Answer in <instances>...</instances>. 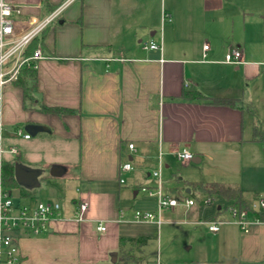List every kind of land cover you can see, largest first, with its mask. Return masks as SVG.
Masks as SVG:
<instances>
[{"label": "crops", "instance_id": "0c3cea01", "mask_svg": "<svg viewBox=\"0 0 264 264\" xmlns=\"http://www.w3.org/2000/svg\"><path fill=\"white\" fill-rule=\"evenodd\" d=\"M7 1L23 10L16 17L19 38L30 18H44L68 0ZM34 42L47 58L37 64L29 108L18 83L3 90L4 144L17 154L6 152L0 161L16 157L33 169L67 167L65 177L75 189L64 198L65 218L48 233H15L20 264H264V223L248 233L235 224L209 230L207 221L228 218L222 205L204 220L192 212L200 204L190 211L164 209L162 223H152L158 240L131 228L143 224L133 221L134 202L143 187L158 184L153 172L160 162L164 192L179 199L205 196L192 183L239 187L247 204L263 198L264 0H72ZM149 42L162 49L144 48ZM234 49L244 63H225ZM185 91L234 103L185 101ZM42 105L62 112H42ZM18 128L30 137L17 136ZM186 147L199 161L194 167L177 158ZM126 161L137 167L129 172L136 181L132 187L120 183ZM179 163L193 174L191 181L181 176ZM148 197L155 208L141 211H157V198ZM16 198L41 200L36 191ZM81 202L88 210L78 222L71 216ZM166 213L180 218L179 226L207 227L209 235L194 234L196 227L181 234L182 244L169 240L166 247ZM100 224L105 231L98 230ZM140 237L151 240L121 246V239ZM154 241L156 258L149 255Z\"/></svg>", "mask_w": 264, "mask_h": 264}, {"label": "built area", "instance_id": "2783aa9c", "mask_svg": "<svg viewBox=\"0 0 264 264\" xmlns=\"http://www.w3.org/2000/svg\"><path fill=\"white\" fill-rule=\"evenodd\" d=\"M72 0L66 1L61 7L51 14L41 19L30 18L28 20L30 28L21 37L15 38L16 17L23 15L22 7L7 0H0V160L4 153L17 154L14 147L4 149L5 125L2 121V96L4 88L18 80L19 74L24 68L36 69L40 60L46 59L40 49H36L32 54L26 55L25 52L29 45L54 21L65 7ZM146 49L160 50L161 45L155 42L144 44ZM205 50L209 46L204 47ZM225 63L239 65L244 63L242 54L239 50L229 51L225 57ZM15 134L19 137L28 139L30 135L24 134L21 128L16 129ZM129 149L135 150L134 144H129ZM177 158L182 163L192 162L195 154L189 149L184 148L177 153ZM161 161V153H160ZM0 161V166H1ZM163 164L160 162L159 170L153 173L158 184L153 188L143 187L142 192L150 197H156L158 201V210L152 211H134L133 221L137 223H162V211L184 207L190 209L198 204L208 206L212 204L216 197L205 195L201 200L196 198H184L168 195L163 189L162 179ZM133 169L130 161H126L120 166V183H125L124 175ZM228 218H218L207 221L206 224L211 232H218L224 224H235L243 232L248 233L254 225L264 223V198H257L252 203L239 206L234 203L228 204L223 208ZM88 210V204L81 202L71 219L81 222L85 219V213ZM64 206L57 200H35L21 201L14 194L8 191L2 183L0 173V264H20V249L17 243L15 233L26 231L30 235H42L50 231L51 225L56 220L65 218ZM124 213L121 214L123 219ZM101 224L98 230L105 231Z\"/></svg>", "mask_w": 264, "mask_h": 264}, {"label": "rangeland", "instance_id": "374dc122", "mask_svg": "<svg viewBox=\"0 0 264 264\" xmlns=\"http://www.w3.org/2000/svg\"><path fill=\"white\" fill-rule=\"evenodd\" d=\"M31 85V83L29 84ZM33 92V91H32ZM35 96V95H34ZM33 96V97H34ZM4 149H6L5 144H4ZM41 152V154L43 153V151H39ZM6 154H3L4 158H6L7 156H5ZM3 158V159H4ZM14 160H18L16 157L12 158ZM178 167V171H180L181 176H183V178L185 180L191 181L189 179H193V174L191 172H189L188 170L182 169L181 168V164L179 163L177 165ZM196 166V164L193 162L192 167ZM137 167L135 165H133V173L135 172V170ZM159 170V166H157L156 171ZM163 173H162V177L164 172L166 171L165 168H163ZM154 173V172H153ZM65 174H62L58 177H54L50 174V170L49 168H43L41 169V174L38 177L37 181H38V187L36 188V194L38 195V197L43 200H57L59 202H61L62 204H65L66 201H64V198L66 196H68L69 194H71L73 192V190L75 189V184L73 182H69L68 178L65 177ZM125 181H127V185L129 187L134 186L135 184V179H134V175L132 173H126L125 176ZM142 178H145V174H142ZM143 183V181H142ZM14 196H17V192L15 191ZM263 198H264V193L262 194ZM201 197V196H200ZM134 206H133V211H137V210H142V209H154L155 208V200L149 198L146 194H140L138 201L134 202ZM224 206L226 207L228 205V202L225 201L224 199L217 197L216 200L208 205V206H204L201 204L200 209H194L192 212L194 213V215H196L197 217L201 218V220L207 219L209 217H211L212 215H214L217 210L219 209V206ZM182 207V206H180ZM191 209V208H190ZM190 209L188 211H190ZM180 218H178L175 214L174 215H170L169 213H166L163 215V221H164V227H162V231H164V233L167 234L168 238L165 239V246L167 247L168 244L167 242H169V240L175 241L178 244H182L183 241L179 240V237L181 236V234L186 235L187 232H193V230H195L196 227H199V230L195 233H199L201 235H209V231L207 227L204 226H198L197 223H193V224H184L182 226H179L181 224H176L175 222H179ZM172 221L169 224L172 225H167L168 221ZM186 221H189V219H186ZM192 227V228H191ZM131 228L135 231H139L141 232L143 235H148V236H152L154 238H157L158 240V236H159V228L152 223H143V224H138V225H133L131 226ZM196 231V230H195ZM193 234V235H194ZM187 237V236H184ZM164 246V247H165ZM150 252H153V254H149L150 256H155L156 258V253H157V241L152 242L151 246L149 247ZM129 256L131 257H135L136 253L135 252H129Z\"/></svg>", "mask_w": 264, "mask_h": 264}, {"label": "trees", "instance_id": "16d2710c", "mask_svg": "<svg viewBox=\"0 0 264 264\" xmlns=\"http://www.w3.org/2000/svg\"><path fill=\"white\" fill-rule=\"evenodd\" d=\"M36 50V44L33 41L27 48L25 54L30 55ZM37 74L36 69L24 68L19 74V78L16 81L18 85L23 88L24 92V108H29V106L34 102V92L36 90ZM31 83V85H29ZM33 91V92H32ZM183 99L185 101H192L193 99H198L209 104L215 105H232L234 102L231 99L226 98H213L208 99L199 93L185 91L183 94ZM40 110L45 113H60V109L46 107L44 105L40 106ZM15 161H2L0 166V173L2 178L3 186L10 191L12 194L16 191L21 199L34 197L35 190H29L18 184L15 178V165L18 164ZM191 189L199 194L203 195H213L215 197H220L227 201H232L234 204L239 206L247 205L244 200L243 193L239 187L225 185L222 183H211L209 185H202L198 183H192ZM151 239L149 237H140L138 239H121V246L123 247L127 242H137L143 246L147 245Z\"/></svg>", "mask_w": 264, "mask_h": 264}, {"label": "water", "instance_id": "95a60500", "mask_svg": "<svg viewBox=\"0 0 264 264\" xmlns=\"http://www.w3.org/2000/svg\"><path fill=\"white\" fill-rule=\"evenodd\" d=\"M39 130H43V129H39ZM193 162L198 163L199 161L195 158ZM67 171H68L67 167L55 165L51 167L50 174L54 177H58L61 175V173L65 174ZM40 174H41L40 169H33L20 163L15 165V178L18 184L29 190H33L38 187L37 179L40 176ZM116 256H117L116 253L112 255L113 261L115 260L114 258Z\"/></svg>", "mask_w": 264, "mask_h": 264}]
</instances>
